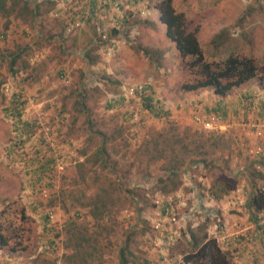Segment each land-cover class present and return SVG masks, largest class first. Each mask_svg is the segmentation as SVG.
Returning <instances> with one entry per match:
<instances>
[{"label": "rangeland", "instance_id": "obj_1", "mask_svg": "<svg viewBox=\"0 0 264 264\" xmlns=\"http://www.w3.org/2000/svg\"><path fill=\"white\" fill-rule=\"evenodd\" d=\"M26 1L36 10L33 20L15 18L0 37V232L7 238L0 264H65L75 243L72 223L73 232L98 231L101 248L92 264H118L126 243L128 264L151 262L169 244V252L188 255L193 251L175 235L189 228L177 200L192 190L228 194L238 185L264 194V138L254 137L264 91L256 78L224 96L211 88L183 91L196 77L165 37L156 9L161 0ZM171 6L183 14L206 62L237 55L264 66V0H171ZM131 87H141L153 110L166 115L147 111ZM194 115H215L222 129L206 131ZM199 135L214 144L197 148ZM181 160L177 173L166 172ZM118 180L121 198L97 225L72 196L82 192L84 203ZM129 194L135 206H128ZM168 228L171 238L163 239Z\"/></svg>", "mask_w": 264, "mask_h": 264}, {"label": "trees", "instance_id": "obj_2", "mask_svg": "<svg viewBox=\"0 0 264 264\" xmlns=\"http://www.w3.org/2000/svg\"><path fill=\"white\" fill-rule=\"evenodd\" d=\"M158 10V21L164 26L165 37L173 43V46L182 60L188 59L186 62V67L188 70L194 71L196 79L191 83L182 84L181 89L185 92L197 91L200 89L211 88L213 93L217 96H224L232 88L246 83L247 81L256 78L258 85L264 91V66L258 67L256 63L250 57H239L237 55H228L219 63L206 62L202 56L198 42L192 32L186 31L185 21L182 13H176L171 6V0H161L156 8ZM36 15V10L34 6L28 4L26 0H0V20H3V24L0 26V37L4 36L7 28L13 24L14 19H21L24 21L26 18L33 20ZM2 33V34H1ZM258 77V75H260ZM142 88L140 94L141 96ZM143 101L144 108L152 112L155 117H160V115H166V111H161L156 109L153 110V105L151 103V97L148 95H143L140 98ZM18 101V98L14 97V102ZM203 136V135H201ZM199 135V143H196V147L200 148L204 141L209 142L210 145H213L214 142H211L209 138L202 139ZM156 144L153 139L151 142H146L142 146L141 152L143 154H149L151 146L149 144ZM202 143V144H201ZM168 149H172L170 144L165 146ZM140 148V147H139ZM181 151H185L183 145L179 146ZM155 149V147H154ZM103 148L97 149V154L100 155V159L104 158ZM158 153V152H157ZM162 153V150L159 152ZM170 159L174 161L175 155L171 151ZM200 161V160H198ZM181 162H175L169 166V170L166 172L177 173L178 165ZM190 164V163H188ZM82 166V164H80ZM81 169V168H80ZM83 169V168H82ZM84 176V173L79 176L80 180ZM161 181V178H158ZM82 181V180H81ZM116 182L107 185L104 187V183L101 188L95 192L91 198L84 201L85 196L82 192L78 193V198L72 196L76 201L81 199L79 206H88V213L91 216L95 223L98 224L100 220L105 217V214L111 212V208L114 206L116 201H119L123 190V183L118 180ZM131 192V191H130ZM163 193H168L167 189L163 190ZM210 195L219 197L216 192H209ZM127 196L128 206H135V200L132 198L131 194ZM133 195V194H132ZM123 198L126 200L125 195ZM124 200V201H125ZM250 206L254 210H260L264 207V199L262 193L259 191L253 194L250 200ZM169 205L166 204L162 208V212L168 210ZM77 216V213H76ZM75 219V218H74ZM77 224V223H76ZM76 224L72 223L69 229L72 228V239H75V243L72 244L71 254L67 255L65 264H92V260L95 259V255L100 252L101 246L98 245L99 241L94 239V233L90 231V234L86 233V227L77 226V232H73V228H76ZM78 225V224H77ZM7 238H5L0 232V247H4L7 244ZM192 244L196 245V239L190 236ZM189 239V240H190ZM201 240V244L196 248V250L188 255L183 257L184 264H232L230 256L226 252H222L216 241L212 238ZM189 242V241H188ZM12 249V248H11ZM127 243L124 246H121L118 250V264H128V259L125 257L127 253ZM83 252V253H81ZM139 264H147L146 261Z\"/></svg>", "mask_w": 264, "mask_h": 264}, {"label": "crops", "instance_id": "obj_3", "mask_svg": "<svg viewBox=\"0 0 264 264\" xmlns=\"http://www.w3.org/2000/svg\"><path fill=\"white\" fill-rule=\"evenodd\" d=\"M241 189L242 187L238 185L228 194L218 195L219 197L212 196L209 192L201 194L197 190L196 192L192 190V194L176 201L177 205H185L184 218H188L189 228L180 227L179 230H175V235L180 233L184 238L182 240L189 246V252L196 250L202 239L204 241L212 238L218 248L230 256L232 264H264V220L256 218L257 212L264 214V207L254 210L249 203L253 196L252 189L249 187L246 191ZM201 215L205 216L204 222L201 221ZM194 216H198L201 223L196 222L197 225H193ZM198 230H201V236H196ZM173 231L170 232V228L163 230L161 232L163 239L166 236L170 239ZM190 236L194 238L193 240L198 239L196 240L198 246L191 243ZM169 245L171 246L167 248L165 245L161 246L155 255L151 254L152 261L146 260L147 264H184L182 261L185 254L181 255L178 251L169 252L168 249L173 248L174 244Z\"/></svg>", "mask_w": 264, "mask_h": 264}, {"label": "built area", "instance_id": "obj_4", "mask_svg": "<svg viewBox=\"0 0 264 264\" xmlns=\"http://www.w3.org/2000/svg\"><path fill=\"white\" fill-rule=\"evenodd\" d=\"M130 95H138L140 94L141 87H131L127 89ZM219 118L215 115H209L207 117H200L198 115L193 116V121L198 123L200 127L206 131H217L222 129L221 124H219ZM254 137L263 139L264 138V118L260 120L258 125L254 127ZM260 150L258 149L257 152ZM256 218L258 220H264V214L261 212H257ZM156 229L159 227L158 224L154 226Z\"/></svg>", "mask_w": 264, "mask_h": 264}]
</instances>
